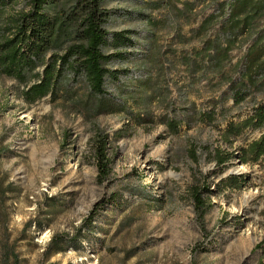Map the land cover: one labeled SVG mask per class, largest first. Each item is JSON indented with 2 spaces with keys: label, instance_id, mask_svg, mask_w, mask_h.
<instances>
[{
  "label": "rangeland",
  "instance_id": "rangeland-1",
  "mask_svg": "<svg viewBox=\"0 0 264 264\" xmlns=\"http://www.w3.org/2000/svg\"><path fill=\"white\" fill-rule=\"evenodd\" d=\"M143 1L155 0L109 2V30L131 31L137 45L130 52L148 54L155 67V25L135 12L154 22L162 14ZM156 31V45L168 52L171 94L143 112L131 99L94 119L49 99L27 106L21 88L0 77V264H13L12 257L18 264H264V159L253 166L238 161L240 148L260 132L222 143L221 107L211 121L200 117L213 106L206 83L191 86L170 51L180 47L161 26ZM127 60L110 65L116 75L107 90L115 98H125L127 84L138 88V65ZM156 83L154 73L143 89L150 94ZM225 108L231 121L251 113L247 105ZM166 118L182 121L176 133L161 124ZM95 127L109 135L111 172L103 183L91 155ZM217 148L228 158L220 166ZM201 183L212 192L205 232L190 195Z\"/></svg>",
  "mask_w": 264,
  "mask_h": 264
},
{
  "label": "trees",
  "instance_id": "trees-1",
  "mask_svg": "<svg viewBox=\"0 0 264 264\" xmlns=\"http://www.w3.org/2000/svg\"><path fill=\"white\" fill-rule=\"evenodd\" d=\"M19 1L0 0V77L21 88L18 95L25 105L49 99L52 105L60 104L89 119L121 111L127 99L142 112L154 102L158 106L171 94L166 79L168 52L156 45V29L161 26L180 47L179 53L170 51L177 56L191 86L194 82L207 85L213 106L200 117L211 121L221 107L218 115L225 128L220 137L227 145L246 131L260 132L258 138L240 148L238 161L253 166L264 159V0L143 1L147 10L162 14L154 22L145 12H135L150 26L155 25V67L148 54L130 52L137 45L131 31L109 30L113 11L108 4L118 0H25L17 9ZM185 28L187 34L183 33ZM148 35L152 37L154 32ZM236 54L239 56L234 61ZM126 59L138 65V88L127 84L121 94L128 93L125 98H115L107 90V83L116 75L110 65ZM154 73L157 83L149 94L143 88ZM227 102L232 108L250 106L251 113L237 121L227 120L224 114L231 109L225 108ZM189 107L196 111L194 102ZM161 124L176 133L182 121L166 118ZM94 130L91 155L97 182L103 183L111 172L109 135L99 127ZM213 153L216 165L228 159L219 148ZM228 180L236 178L230 176ZM211 193L210 186L203 183L190 190L202 232L206 231L204 219L212 206ZM12 258L13 264H18Z\"/></svg>",
  "mask_w": 264,
  "mask_h": 264
}]
</instances>
